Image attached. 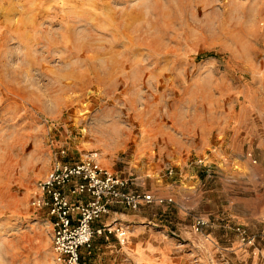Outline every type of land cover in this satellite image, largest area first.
I'll use <instances>...</instances> for the list:
<instances>
[{
    "label": "rangeland",
    "instance_id": "374dc122",
    "mask_svg": "<svg viewBox=\"0 0 264 264\" xmlns=\"http://www.w3.org/2000/svg\"><path fill=\"white\" fill-rule=\"evenodd\" d=\"M262 113L264 0H0V264H57L38 184L92 152L175 207L181 264H232L255 240L225 218L243 170L216 149Z\"/></svg>",
    "mask_w": 264,
    "mask_h": 264
},
{
    "label": "crops",
    "instance_id": "0c3cea01",
    "mask_svg": "<svg viewBox=\"0 0 264 264\" xmlns=\"http://www.w3.org/2000/svg\"><path fill=\"white\" fill-rule=\"evenodd\" d=\"M256 118L253 120L252 131L249 127H245L242 121H239L240 129L234 132L221 129L220 135L224 137L221 145L225 146V149L222 146L220 150L216 149L217 152H220L218 156L221 154L222 158L225 157L223 162L220 161L221 165L229 169L240 168L243 170V173L239 175L242 180H237V182L244 192L236 194L235 214L225 218L231 220L230 223L233 227H246L255 239L253 247L237 243L232 264H264V113L259 114ZM251 159L255 160L251 162ZM213 162L211 161L209 164ZM155 192H158L159 200L173 199L177 194L174 186H161ZM229 200V198L226 199L227 202ZM174 208V206L160 205L159 203L143 206L138 211L123 207L113 208L111 214L98 222L95 228L119 222L128 231L127 242L121 244L116 236L95 237L91 247L81 249L83 263L181 264L182 244L180 245L177 240L169 236L170 229L167 225L170 222L165 220L170 219L172 223L171 216L176 213L173 211ZM163 210L171 212L164 217L160 215ZM234 210L230 212H234ZM232 220L236 221L234 225ZM188 223L190 224L191 221ZM231 225L226 228L233 230ZM226 228L225 230H227ZM179 230L181 235L192 238L191 232H186L185 229ZM229 232H226L228 233L226 237ZM228 247L230 248V245Z\"/></svg>",
    "mask_w": 264,
    "mask_h": 264
},
{
    "label": "built area",
    "instance_id": "2783aa9c",
    "mask_svg": "<svg viewBox=\"0 0 264 264\" xmlns=\"http://www.w3.org/2000/svg\"><path fill=\"white\" fill-rule=\"evenodd\" d=\"M100 158L98 153H88L79 163L58 167L38 184L33 205L46 209L53 219L57 264H84L81 249L91 247L95 237L116 236L126 243L128 231L119 222L95 228L113 208L138 211L158 202L153 195L134 191L130 180L105 169ZM209 224L198 219L194 228L201 232ZM238 231L243 242L255 240L247 231Z\"/></svg>",
    "mask_w": 264,
    "mask_h": 264
}]
</instances>
